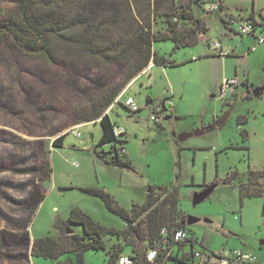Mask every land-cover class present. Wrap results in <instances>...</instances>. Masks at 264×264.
<instances>
[{
  "label": "rangeland",
  "instance_id": "obj_1",
  "mask_svg": "<svg viewBox=\"0 0 264 264\" xmlns=\"http://www.w3.org/2000/svg\"><path fill=\"white\" fill-rule=\"evenodd\" d=\"M17 2L0 0V25L18 24ZM83 3L67 0L62 5L67 20L72 10L83 11ZM222 5L225 14L205 13L204 5H193L192 17L206 26L197 43L173 49L170 40L154 42L152 50L175 65L152 64L143 70L125 85L121 102L108 112L111 122L125 130L123 145L132 169L96 156L99 121L76 123L107 88L122 81L120 71L92 59L66 57L50 63L43 55L23 52L0 33V264H55L32 257L31 246L35 239L56 235L54 223L66 219L72 208L101 226L123 230L126 222L109 213L99 198L80 190L84 187L103 189L130 211L145 202L149 187L159 193L158 188L176 186L179 217L197 218L185 225L194 249H240L264 259V176H254L249 185L263 191L261 196L240 198L238 191L250 170L264 171V102L262 96H252L264 83V41L256 38L264 37V30L257 26L254 35L241 36L234 32L236 25L225 23L229 16L263 21L264 0H222ZM183 24L189 27L191 22ZM152 27L165 30L161 19L153 20ZM215 41L224 54L210 50L208 43ZM232 78L236 84L221 92V84ZM127 97L138 105L136 112L123 106ZM162 98L171 100L173 114L163 112L159 122H152L145 102ZM222 117L224 122L214 130L178 141L179 134L193 133ZM75 125H80L75 129L79 137L69 130ZM62 134V147L51 148ZM47 156L51 176L41 183L37 169ZM211 184L215 187L210 195L193 206V193ZM43 190L45 196L37 202ZM70 228L81 232L78 225ZM102 241L104 249L84 252L85 264H105L113 249H120L122 256L141 253L144 244L108 235Z\"/></svg>",
  "mask_w": 264,
  "mask_h": 264
},
{
  "label": "trees",
  "instance_id": "obj_2",
  "mask_svg": "<svg viewBox=\"0 0 264 264\" xmlns=\"http://www.w3.org/2000/svg\"><path fill=\"white\" fill-rule=\"evenodd\" d=\"M66 1L18 0V24L3 23L0 33H6L23 52L43 55L50 63L66 57L85 62L92 59L101 66L115 67L120 71L122 81L107 88L92 102L89 112L79 117L76 123L99 121L101 136L94 146L96 156L106 164L132 169L127 155L119 156L116 153L117 146L126 141L114 136L115 124L105 111L116 104L114 100L125 85L145 70L150 62L163 67L175 65L172 60L152 50L154 42L170 40L173 49L197 43L198 34L205 32L206 26L204 21L193 18L189 9L193 5L201 8L205 0H182L180 3L178 0H84L83 11L79 8L72 10L73 15L69 20L65 14L68 10L62 6ZM115 4L121 8L123 6V9H115ZM157 19L164 22V31H153L152 21ZM186 21L191 22L189 27L183 24ZM257 88L264 102V83ZM262 117L264 127V104ZM64 135L56 137L51 142V148L62 147ZM106 145H109L107 151L103 149ZM37 171L41 183L50 179L48 156ZM254 176L263 177L264 171H249L247 183L238 186L240 198L263 194V191L250 189ZM156 189L149 187L145 202L140 206L133 205L127 211L103 189L80 188L84 193L99 198L109 213L126 222V227L117 230L101 226L79 209L72 208L66 219L59 218L54 223V228L59 232L57 236L48 235L33 241L31 256L51 260L55 264H85L84 252L104 249L102 236L108 235L125 242L133 239L143 241L142 252L131 255L134 260L141 261L145 258V244L160 241L164 248H160L153 262L144 261V264L187 263L192 255L194 240L187 239L181 243L172 241L176 230H185V225L181 224L183 218L179 217L178 187L158 188L159 193ZM44 196V190L38 192L37 202ZM72 225L80 226L81 232H74L70 228ZM162 229L167 232L164 237L160 235ZM68 230L71 232L68 233ZM170 249L172 252L167 255ZM120 253V249H113L108 253L105 264H116L122 256Z\"/></svg>",
  "mask_w": 264,
  "mask_h": 264
},
{
  "label": "built area",
  "instance_id": "obj_3",
  "mask_svg": "<svg viewBox=\"0 0 264 264\" xmlns=\"http://www.w3.org/2000/svg\"><path fill=\"white\" fill-rule=\"evenodd\" d=\"M204 5V11L205 13H213L216 11H221L225 14L223 10L222 0H205L202 6ZM228 22H225L226 24L236 25V29H234V32L241 35H254L255 29L257 26H261V28L264 30V20L257 22L256 20L252 19H236L232 16H229L227 18ZM257 42L261 43L264 41L263 36H256ZM208 46L210 50L213 52H218L219 54H223L222 52V45L219 41L212 42L211 44L208 43ZM236 84V79H228L225 80L221 84V92L225 91L227 88L233 86ZM125 90V89H124ZM124 90L115 98L114 102L118 103L121 102V98L123 96ZM222 96V93L220 94ZM123 106L126 108V110L130 113L136 112L139 107L138 105L133 101L131 97H127L123 101ZM112 105L105 111V113H108L111 109ZM148 107L151 110V115L149 119L152 122H159V115L161 113L168 114L170 112L171 107V100L168 98H162L157 99L156 101H151V103L148 105ZM81 125V124H80ZM80 125H75L71 127L69 130L74 132L77 137L80 136L79 132H75V129L79 127ZM113 134L116 138L123 139V135L125 134V130L122 126L115 125L113 127ZM116 153L119 156H123L126 154L125 148L123 145H118L116 149ZM264 216V214H263ZM166 230L162 229L160 235L164 237L166 235ZM187 239H191L188 237L186 229H178L174 232L172 236V241L174 243H181L186 241ZM160 248H164V246L161 244L160 241H156L154 244L150 245L148 243L145 244L144 250H145V258L144 261L146 262H153L160 250ZM172 250L170 249L167 251V255L171 254ZM134 256L126 255L121 256L116 264H144L145 262L142 260H134ZM183 264H264L263 262H260L254 255L250 253H244L240 249H231V250H219V251H211L206 249H194L192 250V255L190 258V261Z\"/></svg>",
  "mask_w": 264,
  "mask_h": 264
},
{
  "label": "water",
  "instance_id": "obj_4",
  "mask_svg": "<svg viewBox=\"0 0 264 264\" xmlns=\"http://www.w3.org/2000/svg\"><path fill=\"white\" fill-rule=\"evenodd\" d=\"M260 95L259 89L255 88L252 90V96L257 97ZM151 103V100L148 99L145 102V106H148ZM224 122V117L218 119L217 121L214 122V124L207 126V127H203L201 129H198L196 131H194L193 133H181L178 135V141L182 142L184 141L186 138L190 137L191 135H201L205 132H209L214 130L216 127H219L222 123ZM215 185L211 184L206 186L204 189H202L201 191L198 192H194L193 196H192V205L196 206L198 204H200L201 202H203L209 195L210 193L213 191ZM197 221V218L192 217V216H187L185 219H183L181 221L182 225H190L194 222ZM71 230H68V233H70ZM264 241H261V244H263Z\"/></svg>",
  "mask_w": 264,
  "mask_h": 264
},
{
  "label": "crops",
  "instance_id": "obj_5",
  "mask_svg": "<svg viewBox=\"0 0 264 264\" xmlns=\"http://www.w3.org/2000/svg\"><path fill=\"white\" fill-rule=\"evenodd\" d=\"M249 18L252 19L253 17H249ZM221 49H222V47H221ZM212 52H213V51H212ZM222 52H223V50H222ZM213 53H214V54H217L218 56L222 55V54H219V53H217V52H213ZM224 53H225V52H223V54H224ZM152 64H153V63H150L149 66H148L146 69H148ZM146 69H145V71H146ZM145 71H144V72H145ZM247 80H248V79L245 80V83H247ZM168 114H171V115H172L173 112H171V110H170V112H169ZM217 118H219V117H217ZM217 118H216V120H217ZM132 119H133V118H132L131 116H129V120H132ZM127 157H128V156H127ZM50 176H51V174H50ZM263 214H264V212H263ZM58 234H59V232H57L56 235H54V236H57ZM257 259H258V258H257ZM258 260H259L260 262H263V263H264V259L259 258Z\"/></svg>",
  "mask_w": 264,
  "mask_h": 264
}]
</instances>
